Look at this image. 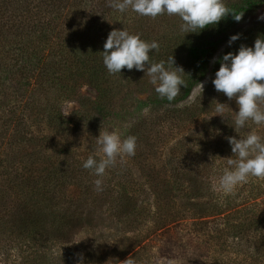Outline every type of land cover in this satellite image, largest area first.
I'll list each match as a JSON object with an SVG mask.
<instances>
[{"label":"trees","instance_id":"obj_1","mask_svg":"<svg viewBox=\"0 0 264 264\" xmlns=\"http://www.w3.org/2000/svg\"><path fill=\"white\" fill-rule=\"evenodd\" d=\"M110 3L0 0V264H79L82 254V264H121L153 236L168 261L264 264V178L241 185V204L213 196L214 182L231 167L226 159H236L228 138L252 131L264 136V126L249 121L235 130L238 104L233 117L217 113V102L228 112L234 98L214 84L182 107L221 47L262 14L264 0L230 1L235 15L244 13L239 22L229 14L187 35L162 30L163 15L153 19L129 8L122 17ZM124 29L159 43L153 62L173 56L174 67L183 68L187 87L173 101L159 97L146 71L109 74L104 44L111 31ZM251 29L218 58L214 75L224 55L264 38V22ZM82 86L97 98L68 119L63 104ZM128 92L150 95L135 98L132 111L122 113L115 100ZM128 114L127 135L137 138L135 155L126 159L133 168L116 163L97 191L98 177L82 165L89 155L102 157L95 133L103 123H122ZM101 225L110 235H95Z\"/></svg>","mask_w":264,"mask_h":264},{"label":"clouds","instance_id":"obj_2","mask_svg":"<svg viewBox=\"0 0 264 264\" xmlns=\"http://www.w3.org/2000/svg\"><path fill=\"white\" fill-rule=\"evenodd\" d=\"M110 7L126 12L129 8L141 16L153 19L160 15L178 16L182 23L180 30L185 33H196L208 26L217 25L231 14L239 22L243 14L235 15L226 5L225 0H111ZM260 19L264 20V16ZM240 35L230 37L229 46ZM157 41L147 42L138 34L128 30L110 32L103 52V63L109 74H121L122 69H135L145 72L150 82L155 85V92L161 99L173 101L181 94V87H187L183 79L184 70L174 67V57L168 61L153 62L150 54L159 50ZM147 65V67H146ZM167 65V66H166ZM264 38L255 41L254 48L241 46L238 54L228 53L223 56L221 66L212 81L217 92L224 93L230 100L235 98L239 111L235 113V130L244 128L249 121L257 126H264ZM202 90H203V84ZM225 104L217 102L216 112L223 113ZM103 156L97 160L89 155L83 168L91 170L98 177L95 181L97 191H102L103 177L106 170L114 167L117 158L124 155L134 156L137 138L128 136L124 139L116 132H103L96 139ZM233 156L228 158L229 168L224 170L219 186L225 194L232 193L238 186L245 184L251 177L264 178V136L255 131L243 138L229 137ZM83 258L81 257V264ZM123 264H136L129 257Z\"/></svg>","mask_w":264,"mask_h":264},{"label":"rangeland","instance_id":"obj_3","mask_svg":"<svg viewBox=\"0 0 264 264\" xmlns=\"http://www.w3.org/2000/svg\"><path fill=\"white\" fill-rule=\"evenodd\" d=\"M230 1L232 2V1H235V0H225L226 5ZM263 9H262V14H258L256 17L248 20V22H246L244 25H242L238 29L239 32L237 34H239L240 37L245 35L247 32L251 31L252 27L253 28L254 27H260L263 24L264 21L262 19H260L261 16H264V10ZM124 15L125 14L122 13V17ZM163 17H165V19L168 22H164L163 24H161L162 30L167 31V33L168 34L170 33V35H175V34H179V33H180V35H183V34L187 35L188 34V33L182 32L180 30V25H181L182 21H181V19L178 16H176V15L169 16L167 14H164ZM129 24H131V22ZM233 44H234V42L231 44V46ZM231 46H229V42H228L226 45L221 47L218 55L216 56V58L214 59V62L212 63V67H211L210 72L207 74L206 78L201 83V84H203V90H202V85L201 84L199 86H197L196 88H194L191 97L189 98V100L186 103L182 104V107H184L186 105H192L194 102H196L198 97L202 96V94L205 92L206 89H208V88H210V86H212V84H213L212 81L215 79L214 78L215 75L212 73L213 72L212 70H213L214 63H216L218 58L223 53H225V51L228 50ZM154 87H156V86L154 85ZM149 95H150V93H148V92H145L143 94H141V93H134L133 94L132 92H128L126 96L123 95L121 97H117L115 101H116V103H118L117 104L118 108L119 109H121V108L123 109L122 113H125L127 110H131L132 111L133 105H134L133 101H134L135 98L141 99V100H145L146 98L149 97ZM96 98H97V93L94 90L88 88L87 86L80 87L78 89V91L76 92V95H75L73 101H68V102L63 104V110H64L65 115L68 117V119L77 116L78 112L81 111V105L82 104L87 105V104L95 101ZM233 101L234 102L232 104H230L229 107H228L229 111L228 112L224 111L222 113V115L224 114V118L233 117L232 116L233 115V109H234V107L237 106L235 104V103H237L235 98H234ZM158 114L159 115H163L164 114V110L160 111ZM126 117L127 118H124V120H122V123L121 122H112L111 123L110 121H107V123H103L105 125L103 130L95 133L96 139H98L100 134L105 132V131H107V132L116 131V132H118L121 135L122 139L128 137V135H127L128 133L127 132L129 131V129L131 128V126L133 124V120H132L133 118L131 116H129V114ZM209 121H211V120H207V121H205V123H208ZM181 138H182L181 136H177V138H175V140H173L172 145L176 144L179 140H181ZM99 151H100V146H99ZM100 156H103L102 152H100ZM126 159L128 160L127 155H124L122 157H118L117 158V163L120 164V165H126V166H128V168H133L132 165H130L129 162H126ZM135 174L139 175L137 170H135ZM218 178H219V176H218ZM219 182H220V178H219V180L217 182H214L215 183L214 184L215 187H214L213 196H214V198L217 201H220L221 204H226V205H228L231 202L233 203V201L236 204L237 203L241 204V203L244 202L242 195L239 196V193L241 192V189H242L241 185L238 186L232 193L225 194L220 189ZM240 187H241V189H240ZM178 206H179V209L181 211H183L182 212L183 216L185 218H189L190 217V214H189L190 212L188 211V209H186V205L184 204L183 200H179L178 199ZM108 229L109 228H107V227L104 229V226L101 225L98 228V232L99 233H97L95 235L97 237L102 235V234L110 235V234H108V231H109ZM102 232H104V233H102ZM184 233H185V231L181 230V234L184 235ZM128 236L132 237L134 239L140 237V235H135L134 236L133 233H128ZM186 237H187V235L184 236V237L180 236V238L181 239L183 238V240ZM84 238L85 237H82L81 240L84 239ZM158 239L159 238H154V236H153L151 238L150 242H148V240H147L145 243H143L140 246V248L136 251V253L132 257V258L135 259L136 264H189L186 260H183V261L182 260L168 261L163 256H161V254L159 252L160 243H159ZM91 240L92 239L88 238V240L86 242L88 243ZM81 257L83 258V260H85V258L83 257V254L81 256H79V259H81ZM121 264H123V262Z\"/></svg>","mask_w":264,"mask_h":264},{"label":"water","instance_id":"obj_4","mask_svg":"<svg viewBox=\"0 0 264 264\" xmlns=\"http://www.w3.org/2000/svg\"><path fill=\"white\" fill-rule=\"evenodd\" d=\"M264 10V9H263Z\"/></svg>","mask_w":264,"mask_h":264}]
</instances>
